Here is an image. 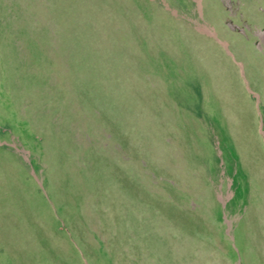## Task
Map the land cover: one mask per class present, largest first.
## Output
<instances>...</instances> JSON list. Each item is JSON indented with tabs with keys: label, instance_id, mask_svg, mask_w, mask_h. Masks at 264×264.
<instances>
[{
	"label": "rangeland",
	"instance_id": "rangeland-1",
	"mask_svg": "<svg viewBox=\"0 0 264 264\" xmlns=\"http://www.w3.org/2000/svg\"><path fill=\"white\" fill-rule=\"evenodd\" d=\"M0 264H264V0H0Z\"/></svg>",
	"mask_w": 264,
	"mask_h": 264
},
{
	"label": "water",
	"instance_id": "water-1",
	"mask_svg": "<svg viewBox=\"0 0 264 264\" xmlns=\"http://www.w3.org/2000/svg\"><path fill=\"white\" fill-rule=\"evenodd\" d=\"M210 35H212V37H213V38H214L219 44H221V45L226 49V51L231 55V53L228 51L227 46L225 45V43H223L222 41H220V40L215 36L214 33H210Z\"/></svg>",
	"mask_w": 264,
	"mask_h": 264
}]
</instances>
